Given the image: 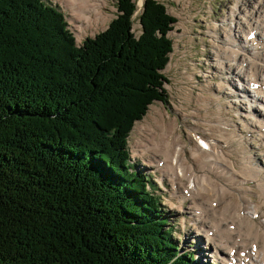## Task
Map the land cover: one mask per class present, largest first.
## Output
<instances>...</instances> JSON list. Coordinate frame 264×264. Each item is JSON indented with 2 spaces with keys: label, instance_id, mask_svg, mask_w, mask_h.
I'll use <instances>...</instances> for the list:
<instances>
[{
  "label": "trees",
  "instance_id": "1",
  "mask_svg": "<svg viewBox=\"0 0 264 264\" xmlns=\"http://www.w3.org/2000/svg\"><path fill=\"white\" fill-rule=\"evenodd\" d=\"M115 1L79 47L46 0H0V264H193L127 159L133 124L167 101L170 18L146 0L136 39L135 2Z\"/></svg>",
  "mask_w": 264,
  "mask_h": 264
},
{
  "label": "rangeland",
  "instance_id": "2",
  "mask_svg": "<svg viewBox=\"0 0 264 264\" xmlns=\"http://www.w3.org/2000/svg\"><path fill=\"white\" fill-rule=\"evenodd\" d=\"M46 1L62 11L68 24L67 30L81 39L93 38L105 31L118 16L116 3L112 0H89V3L85 0ZM134 1L137 6L134 18L137 19L133 24L132 33L136 39H139L142 32L138 17L146 0ZM154 1L165 8V13L170 18L165 38L171 43L172 49L167 56L166 65L158 70L164 79L161 92L166 94L167 101L153 102L141 121L133 124L130 137L126 139L129 153L127 159L131 166H135L133 168L135 172L144 175L149 182H155L157 188L161 189V191L157 190V194L161 199V206L165 209L163 215L168 218L164 229L173 230V238L177 244L176 258L189 257L193 254V264H224V261L217 256L212 257L213 254L205 239L203 241L209 250L203 251L205 244L200 243L201 240L197 236L198 233L208 234L206 228L210 222L208 217L200 220V212L196 210L197 204L216 201L214 199L213 202V197L207 193H202L200 197L197 195V198L190 197L188 184L182 181L181 177L175 179L169 174L172 165L169 153L183 158L189 170L204 169L200 164L204 155L194 156V154L199 152L197 150L200 136L215 139V133L204 121L209 116L214 118V115L206 110L203 103L212 98L219 102L214 95L223 88L214 69L221 55H224V45H221L220 40L214 39L211 32L229 34L230 11L238 0ZM251 1L256 2V0ZM84 5L89 10L84 11ZM245 7L243 6L244 9ZM242 29L245 28H240V33ZM223 42L222 40V44ZM217 54L220 56L216 57ZM206 72H208L207 77L204 75ZM223 114L233 123L239 116L234 109H227V106L224 107ZM158 122L160 124H157ZM171 144L172 152L169 150ZM178 144H181L179 150L175 148ZM246 145L253 144L249 142ZM205 148H208V145ZM218 152L220 153L221 150L219 149ZM160 162L163 163L162 168H158ZM193 164L199 167H194ZM188 177L190 180L193 178ZM213 179L214 183L218 182V178ZM149 190L152 191V188L149 187ZM230 198H234V195ZM252 198L256 199L255 195H252ZM201 209L204 211V207Z\"/></svg>",
  "mask_w": 264,
  "mask_h": 264
},
{
  "label": "bare ground",
  "instance_id": "3",
  "mask_svg": "<svg viewBox=\"0 0 264 264\" xmlns=\"http://www.w3.org/2000/svg\"><path fill=\"white\" fill-rule=\"evenodd\" d=\"M83 10L89 9L84 5ZM229 20V34L211 32L224 45V55L214 69L223 88L214 95L219 102L212 98L203 103L214 115L204 121L215 133V139L200 136L199 152L194 154L204 155L200 163L204 169L189 170L183 158L169 153L172 162L169 174L175 179L181 177L188 184L190 197L207 193L216 201L197 204L200 220L210 219L208 234L197 235L200 243L205 244V239L209 244H205L203 251L210 249L212 257L217 256L224 264H264V112L259 109V106L264 108V45L247 38L256 30L264 39V0L254 3L238 0L232 6ZM240 28H245L242 33ZM204 75L207 77L208 72ZM225 106L239 114L234 123L223 116ZM249 142L253 145L247 146ZM180 147L178 144L175 148ZM170 148L172 152V144ZM188 176L193 178L190 180ZM212 177L218 178V182L214 183Z\"/></svg>",
  "mask_w": 264,
  "mask_h": 264
}]
</instances>
